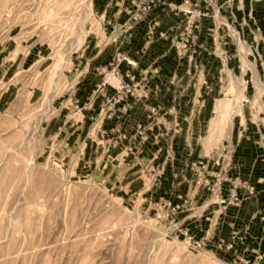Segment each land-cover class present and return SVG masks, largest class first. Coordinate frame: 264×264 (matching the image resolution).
Segmentation results:
<instances>
[{
	"label": "rangeland",
	"instance_id": "obj_1",
	"mask_svg": "<svg viewBox=\"0 0 264 264\" xmlns=\"http://www.w3.org/2000/svg\"><path fill=\"white\" fill-rule=\"evenodd\" d=\"M147 1L0 0V264H234L236 256L249 257L250 247L264 248V221L251 218L256 210L264 214V185L238 209L221 213L208 242L195 244L208 222L200 218L206 228L191 229L192 240L184 237L182 222L189 211L167 215L164 198L154 196L162 184L150 180L152 168L140 161L142 152L134 148L130 157L129 148L114 150L120 145L114 133L104 140L100 128L112 119L103 117L102 94L93 93L117 50L131 56L126 48L135 24L159 10L169 16L168 27L152 19L137 50L149 60L144 68L148 96L159 94L148 82L163 64H185L200 79L209 68L210 79L221 83L212 105L222 99L210 124L228 127L244 94L250 99L242 106L247 119L264 125V36L255 16L260 6L246 0H190L203 15L195 18L194 41L183 54L178 48L186 18L165 3L184 0H153L150 11L141 14L139 6ZM123 14L126 20L118 22L115 15ZM156 41L162 52L151 58L147 53ZM105 53L106 63L96 62ZM93 73L96 80L86 87ZM188 93L190 108L198 96L203 99L200 86ZM258 93L262 108L256 114L251 101ZM149 97L135 103L146 110L156 104ZM208 120L199 140L205 154L217 137L208 133ZM237 121L232 119L235 127ZM261 131L230 133L217 141V151L231 157L253 183L264 172ZM181 180L177 176L164 187L173 190ZM247 223L250 230L241 232L232 249L217 247L218 237L228 241L233 228L242 231Z\"/></svg>",
	"mask_w": 264,
	"mask_h": 264
},
{
	"label": "built area",
	"instance_id": "obj_2",
	"mask_svg": "<svg viewBox=\"0 0 264 264\" xmlns=\"http://www.w3.org/2000/svg\"><path fill=\"white\" fill-rule=\"evenodd\" d=\"M155 3L156 2L153 0H150L141 4L139 6V12L141 14L148 13ZM159 3L164 4L163 1H160ZM165 4L170 10L180 12L186 18L181 33L182 40L180 42V47L178 48L179 53L185 54L194 41L193 30L196 21L195 18L200 17L203 13L194 8L197 3L190 0H184L179 4L175 2H166ZM137 68L138 62L136 59L126 55L123 51L117 50L102 68L101 79L93 90V93L99 92L102 94L103 102L101 110L104 112L103 117L115 120L116 123L109 131L117 134L119 138V123L123 122V119L130 114L129 112L136 101H142L149 97L146 88L147 74L149 71L148 69H142L136 72ZM151 72L156 73L157 69L153 68ZM246 86L247 84L244 83L242 87L243 91L246 90ZM106 90L110 92L106 93ZM232 96L233 95L231 94V96L228 97L231 98ZM243 96V100L241 101L242 106L244 102L250 100L248 96L244 94ZM261 98L262 96L259 97V101L262 100ZM218 99L219 98L214 100V105ZM254 99L255 97L252 99L251 103L257 114L259 110L253 104ZM202 105L203 100L200 101V96H198L196 102H193L192 108L189 110V118L195 116ZM214 105L211 111L212 113ZM196 106L199 109L196 108ZM242 111L244 114V122H241V117L239 115H234V117L238 118L237 127L232 123L234 127L230 130V133H232V135L236 133L242 135V133L247 130L248 132L253 131L256 135H262L263 132L261 130H264V125L255 122L252 119L248 120L243 108ZM251 114V116H253V112ZM136 130L140 132L138 141L139 148H142L144 141L150 138L155 145H158L157 152H159L162 149V146L159 143V140L161 139V141L165 143L164 148L167 158H174V140L181 132V121L175 106L167 108L161 102L147 104L144 119L136 124ZM191 135L192 133L190 131L186 132L185 141L187 143L190 140ZM200 138L201 136H199V140ZM199 145H201L200 147L204 151L203 145ZM123 149L125 150L126 147ZM218 149L219 147L216 145L208 154L203 152L202 155L192 161L185 160L183 162V170H181L180 173L177 172V176H180L182 180L172 186L173 190H171V192L161 196L162 199L164 198L163 205L167 210V215L176 216V214L180 212L189 211V213L184 215L181 232L188 240H192L191 223L197 220L199 221L200 218H203L208 222L205 235L200 240H193L197 245L209 241V234L211 235V233H213L221 213L227 209H238L242 206L244 200L255 197L260 192L259 189L264 185V172L260 174L253 183L251 180L243 176V171H241L240 167L231 160V157L228 158V156L225 159V156L217 151ZM225 149L226 147L223 146L222 151ZM227 151L232 153L233 149ZM155 158L156 156L153 155L150 164H152ZM140 161L146 165L149 164V162H144L141 159ZM261 161L262 160L258 161V163H262ZM165 164H167V162H165ZM148 167L152 168L149 169L148 173L150 174L148 175H150V180L151 178L154 179L153 184H161L164 167H153L152 165H148ZM187 172H189V175H187ZM180 185L182 187L183 185L185 186L184 191L182 192H179L181 188L178 186ZM200 192L204 193V199L200 205H197L196 196ZM172 199L175 200V202H173ZM258 212V210L254 211L251 218H258L260 221H264V214ZM250 227L251 224L247 223L244 224L242 231L241 229L234 230L235 228H233L230 240L228 241L224 238L218 237L216 239L217 247L232 249L237 240H242L243 236L241 235V232L244 231L247 233L250 230ZM258 245H261V243L259 242ZM248 255V258L244 256H236L233 259V263L264 264V248L253 250V248L250 247Z\"/></svg>",
	"mask_w": 264,
	"mask_h": 264
},
{
	"label": "crops",
	"instance_id": "obj_3",
	"mask_svg": "<svg viewBox=\"0 0 264 264\" xmlns=\"http://www.w3.org/2000/svg\"><path fill=\"white\" fill-rule=\"evenodd\" d=\"M247 5L255 4L260 6V9L255 12V16L257 19H259V25L261 27V34L264 36V0H246L245 1ZM116 20L118 22H122L126 20L127 15L123 14L121 16L115 15ZM168 15L160 14L159 10H155L154 12L150 13L148 17H146L144 20L138 21L134 28L132 29V40L130 44L127 45V52L137 60L138 62V68L136 72L147 68L149 66V60L146 57H143L140 55L137 50L141 46L142 38L144 36V32L146 30L148 22H150L154 18H158L161 20L163 27H168L167 24L169 23ZM157 43L152 44V46L149 48L148 56L151 58H155L157 55H159L162 52V48L159 47L158 41ZM162 47V46H161ZM151 54V55H150ZM147 56V57H148ZM155 56V57H154ZM108 60V53L104 54L101 58L97 59L96 62L98 63H106ZM209 68L206 69V73L202 75V79H200V75L198 78L194 77V74H191V71L187 72V65L180 64V65H173L170 63H166L161 65L160 71L158 74H152L149 79V86L153 89L156 88V92L159 94H152L150 95V101L153 102H163L168 103L171 106L172 104L175 105V108L178 109L179 118L181 121V132L176 136L174 140V158H167L166 151L164 148V142L162 141L160 145L162 146V149L157 152L158 145H155L150 138L146 139L142 145V148L138 147V141L140 137V132L136 130V124L143 120L145 116V107L142 103H134L131 112L129 116L121 123L119 124V131H120V140L117 147H112L116 151L122 150L124 147L129 148L130 152L133 155H130V157L134 156V148L136 151L142 152V158L141 160L144 162H149L148 165H152L153 167L157 166H163L164 167V173L161 177V189L156 190L154 196L158 198L161 194L165 195L168 192H171V190H168L170 186L164 187L165 184L170 185L171 182H173V178L177 176V172L180 173L181 170H183V162L185 160L192 161L196 159L198 156L203 154V150L199 145V136H201L204 133L205 128V122L208 120L210 116V112L212 111V102H213V95L220 87V82L218 79L211 80L209 76ZM197 75V74H195ZM174 76H177V80L175 85H171L172 80L174 79ZM207 79L203 80V79ZM212 78V77H211ZM96 80V77L93 74H90L89 77L84 81L86 82V87L92 85V83ZM89 81V82H88ZM204 81L206 84H204ZM234 82H231V84ZM200 86L201 88V94H202V100L204 103V106L199 109L197 114L193 116L192 118H189V103L191 96L188 92L193 91V86ZM231 86V85H230ZM213 88V89H211ZM184 91V93H182ZM187 92V93H186ZM260 93H258L254 99V106L257 107L258 110L262 108L261 103L259 101ZM243 97L238 100V107L236 108L239 110L238 112H234L231 114V121L228 125V127H220V126H214L213 124H210L213 119L217 118V105L220 100L218 99L214 105L213 109V116L209 120V126H208V133H214L213 140H211V143L208 142V147L211 150L213 147H215L218 143L219 136H226L230 137V130L232 127V119L234 115H239L241 117V122H244V114L242 111V103ZM230 100H233V98H229ZM97 105V103H96ZM115 120H105L104 123L101 126V135H104V140L110 136L112 132H110V128L115 124ZM103 130V131H102ZM190 131L192 133L190 140L188 143L185 141V134L186 132ZM107 142V140H105ZM203 148H204V141L202 140ZM199 145V146H198ZM108 149H111L109 147ZM157 152V153H156ZM153 155L156 156V158L153 160L152 164H150V160L153 158ZM167 162V164H165ZM134 167H136V163L132 164ZM136 174V172H135ZM187 175H189V172H187ZM138 178L139 176L136 175ZM185 184V183H184ZM184 185L182 187L184 191ZM147 196V195H146ZM204 199V193L200 192L196 196V203L202 202ZM184 218V217H183ZM198 221V220H197ZM195 221L193 225H191V229L197 227H203V229L206 228L205 226L201 225V222ZM196 225V226H195Z\"/></svg>",
	"mask_w": 264,
	"mask_h": 264
}]
</instances>
